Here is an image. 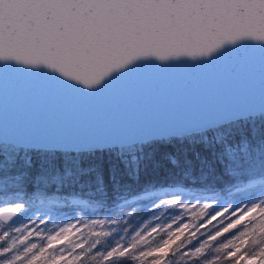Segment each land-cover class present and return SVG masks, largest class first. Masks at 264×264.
Masks as SVG:
<instances>
[{"label": "trees", "instance_id": "trees-1", "mask_svg": "<svg viewBox=\"0 0 264 264\" xmlns=\"http://www.w3.org/2000/svg\"><path fill=\"white\" fill-rule=\"evenodd\" d=\"M252 179H264V112L182 135L92 150L34 148L0 140V205L26 201L15 204L22 210L13 220H0V260L226 264L231 259L227 245L235 235L245 236L247 253L264 249V212L258 222L219 225L206 220L208 214L202 215L197 204H164L171 194H180L179 201L216 198V204L205 207L208 212L223 204L236 207L258 198L264 180L246 186ZM165 186L182 190L129 200ZM162 195L169 196L158 201ZM179 207L187 217L182 229L147 230L154 212ZM260 209L264 200L256 203L255 211ZM76 215L87 222L98 220L100 226L59 235L63 228L58 226ZM42 218L49 233H24L31 220Z\"/></svg>", "mask_w": 264, "mask_h": 264}, {"label": "snow or ice", "instance_id": "snow-or-ice-1", "mask_svg": "<svg viewBox=\"0 0 264 264\" xmlns=\"http://www.w3.org/2000/svg\"><path fill=\"white\" fill-rule=\"evenodd\" d=\"M250 50L264 67V0H0V66L50 76L60 94L106 93L153 66H210Z\"/></svg>", "mask_w": 264, "mask_h": 264}, {"label": "water", "instance_id": "water-1", "mask_svg": "<svg viewBox=\"0 0 264 264\" xmlns=\"http://www.w3.org/2000/svg\"><path fill=\"white\" fill-rule=\"evenodd\" d=\"M243 47L250 49L252 45ZM51 80L50 76L23 68L0 66L2 140L34 148L92 150L182 135L264 112L244 110L264 105V67L255 50L210 66H153L135 84L90 96L72 90L60 94L44 83ZM228 114L222 123H215L213 118ZM39 138L74 141L81 146L60 147ZM98 138L106 142L95 143ZM262 180L252 179L246 186ZM179 190L182 188L165 186L142 191L129 200ZM10 208H16L15 214L0 217L4 223L21 210L17 206L4 207L0 213Z\"/></svg>", "mask_w": 264, "mask_h": 264}, {"label": "rangeland", "instance_id": "rangeland-1", "mask_svg": "<svg viewBox=\"0 0 264 264\" xmlns=\"http://www.w3.org/2000/svg\"><path fill=\"white\" fill-rule=\"evenodd\" d=\"M0 140H2L0 136ZM253 188V187H252ZM257 188V187H256ZM259 196L256 199H250L238 206H232L229 204H223L215 207L211 212L206 211L205 207L210 206L212 204H216L217 199L216 198H208L204 200L197 201V199H189L185 198L182 201H177L178 204H197V208L200 210L201 213L205 212L208 214V217L206 220L213 221L214 224H221L223 222L227 223H234L235 221L240 222H247L248 219H252L254 222H258V220L261 219V209L259 211H255L256 203L259 200H264V187L258 192ZM169 195H162L158 197V201L162 200L163 198H166ZM179 196L180 194H171L169 196V199L172 197ZM147 198V197H146ZM143 198V199H146ZM140 199V198H139ZM258 199V200H257ZM17 204V202L15 203ZM14 203H3L0 205V209L4 207H12V206H18ZM199 205H203V208H200ZM169 207L168 200L164 204V208ZM183 207L177 208V210L172 212H165L162 210H159L157 212H154V215L152 217V221L147 223V230L154 231L157 228L163 229V227H171V231H178L183 228V226L187 222L186 215L183 214ZM205 215V214H202ZM43 219V218H42ZM37 219V220H31L33 223L26 225L24 228L21 225V228H23V231L25 234L30 235H44L45 233H49V228L46 227L42 221L44 219ZM166 220V221H164ZM205 222V221H204ZM162 225V226H161ZM95 227L100 226L98 223V220H92V221H86L83 217H80L78 215L72 216L69 218H66L63 223L58 226L57 230L61 227L63 228L61 231L57 232L59 235H63L65 232L67 233H77L79 230H82L84 227ZM56 230V231H57ZM55 231V232H56ZM244 241L245 236L235 235L232 237L230 241L229 246V255L231 256V259L226 264H264V254L261 253V250H252L250 253H247L244 250ZM6 261L4 259L0 260V264H5Z\"/></svg>", "mask_w": 264, "mask_h": 264}, {"label": "clouds", "instance_id": "clouds-1", "mask_svg": "<svg viewBox=\"0 0 264 264\" xmlns=\"http://www.w3.org/2000/svg\"><path fill=\"white\" fill-rule=\"evenodd\" d=\"M255 183H261L260 181H256ZM180 199L179 196H175V197H172L171 199L168 200V203L169 204H175L177 203V201ZM74 203H80V201H76L74 200L73 201ZM200 208H203V205H199ZM11 209L13 208H10V210L7 212V213H0V217H3V218H7L9 216H12L15 214V211H11ZM22 210V209H21ZM202 214H206V211L203 212ZM85 237H86V233H84Z\"/></svg>", "mask_w": 264, "mask_h": 264}]
</instances>
